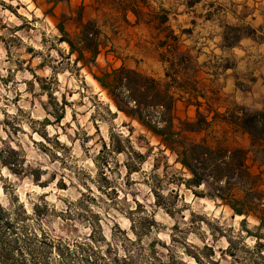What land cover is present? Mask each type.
Listing matches in <instances>:
<instances>
[{"label": "rangeland", "instance_id": "obj_1", "mask_svg": "<svg viewBox=\"0 0 264 264\" xmlns=\"http://www.w3.org/2000/svg\"><path fill=\"white\" fill-rule=\"evenodd\" d=\"M45 9L42 2L0 0V202L23 205L30 215L28 231L47 238L85 240L97 227L103 251L104 237L113 245L107 260L119 252L132 253L137 264H264V247L258 252L256 238L246 236V230L256 232L257 220L187 188L190 175L176 156L125 113L132 103L120 101L117 108L98 81L110 84L112 78L92 60L77 59ZM185 85L194 88L189 77ZM161 114L156 106L144 111L145 120L159 127L164 126ZM196 119L194 108L187 112L184 103L177 106V128ZM210 126L212 134L186 137L216 136L230 147L245 145L231 127ZM111 136L127 148L129 138L146 159L139 163L104 149ZM11 147L17 151L16 171L2 163ZM255 156L262 159V153ZM127 162L138 171L128 173ZM195 190L207 194L211 187ZM236 193L242 196L238 188ZM229 238L235 242L233 255L227 251ZM107 260L99 264H111ZM49 263L57 264L51 257Z\"/></svg>", "mask_w": 264, "mask_h": 264}, {"label": "crops", "instance_id": "obj_2", "mask_svg": "<svg viewBox=\"0 0 264 264\" xmlns=\"http://www.w3.org/2000/svg\"><path fill=\"white\" fill-rule=\"evenodd\" d=\"M31 1L44 3V14L71 41L70 49L105 74L127 68L176 82V108L184 103L196 116L205 109L210 125L221 122L245 138L240 147L250 150L251 172L261 174L264 190V152L258 159L248 134L223 119L237 105L264 110V0ZM227 26H250L257 34L226 47ZM186 77L194 88L185 85Z\"/></svg>", "mask_w": 264, "mask_h": 264}, {"label": "trees", "instance_id": "obj_3", "mask_svg": "<svg viewBox=\"0 0 264 264\" xmlns=\"http://www.w3.org/2000/svg\"><path fill=\"white\" fill-rule=\"evenodd\" d=\"M60 31L63 29L60 28ZM256 34L257 30L250 26H227L224 34L225 46L233 47L242 37ZM60 40L71 46L68 38L62 36ZM86 44L87 47H91L93 42L87 40ZM77 53L78 60L84 58L82 52L77 51ZM94 54L96 55L97 51ZM106 75L110 76V74ZM110 77L112 78L110 84L105 83L103 78H99L98 81L105 89H108L118 109H120V101L134 105L125 113L137 117L153 135L160 138L161 144L176 156V162L181 164L190 175V178L184 180L187 188L193 189L197 196L207 195L220 199L236 215L247 217L252 215L257 220L256 232L246 230V236L256 238L255 248L261 253L264 247L262 243L264 240V191L261 189L263 178L261 174L251 172L250 150L240 146L230 147L223 140H218L216 136H212L211 139L205 136L200 141L189 140L186 133L210 131L209 133L212 134L214 132L211 131L212 126L206 116L200 112L195 121H182L181 124L184 126L178 128L174 125L177 98L172 91L171 83L176 84V82L162 84L153 77L127 68L116 70ZM182 85L179 84V86ZM123 92L126 96H123ZM154 106L162 109L161 120L164 123L162 127L145 120V109ZM223 119L237 125L234 127L248 134L251 147L257 148V152H264V110H250L237 105ZM125 141L129 144L128 148L111 136L110 144L104 142L103 148H109L112 153H126L128 158H137L139 163L143 162L146 155L135 150L129 138ZM9 153L10 156L6 160L3 159L2 163L11 171H16L19 162L13 157L17 151L11 147ZM138 169L134 162L133 164L127 162L128 173L136 172ZM206 184L211 187V191L207 194L195 190ZM237 188L242 191L241 197H238L236 193ZM37 209V207L34 208L36 213ZM29 218L30 215L27 214L23 205L7 207L0 202V264H50V257L57 264H99L107 260L106 254L113 248L111 241L104 237L106 253L103 251L104 247L99 245L100 242L94 234L97 233L95 226L85 240L47 238L28 231L25 221ZM246 222V219L241 221L243 228ZM238 237L245 239L241 233H238ZM228 241L227 251L231 253L235 242L231 238ZM118 253L107 262L137 264L132 253L123 256Z\"/></svg>", "mask_w": 264, "mask_h": 264}]
</instances>
